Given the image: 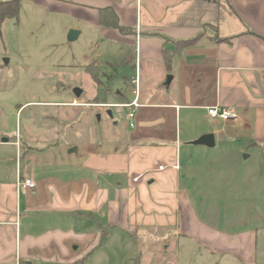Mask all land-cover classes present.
Instances as JSON below:
<instances>
[{"label":"crops","instance_id":"1","mask_svg":"<svg viewBox=\"0 0 264 264\" xmlns=\"http://www.w3.org/2000/svg\"><path fill=\"white\" fill-rule=\"evenodd\" d=\"M11 18L91 34L102 64L79 66L80 96L0 90V264H264V0H20ZM102 108L125 135L95 128ZM230 163L233 232L210 199Z\"/></svg>","mask_w":264,"mask_h":264},{"label":"rangeland","instance_id":"2","mask_svg":"<svg viewBox=\"0 0 264 264\" xmlns=\"http://www.w3.org/2000/svg\"><path fill=\"white\" fill-rule=\"evenodd\" d=\"M29 21L23 19L22 24L17 25L12 18H9L2 25L0 33V90L9 92L19 102L27 99L29 94L42 90L51 92L53 87L61 84L67 88L70 95H73L74 88L80 87V83H83L87 89H91L92 78L87 73L78 72V69L82 64L88 63L92 64L89 66L90 69L97 70L99 69L98 64H102V62H98L97 58H93L94 50H96V45L91 42L93 36L90 34L70 38L69 32L61 30L57 31V34H53L54 31L47 27L46 20L34 29L30 27ZM87 56L89 61L83 62ZM6 59L9 60L7 63ZM102 97V99H106L105 96ZM33 109L27 108L22 114V120ZM88 109L92 108L88 107ZM99 112L102 115V122L95 128L99 131L104 129L106 138H115L113 132L117 133L119 128V135L126 134V129L123 128L124 122L121 123L122 128L107 127L110 117L106 113V109L102 108ZM114 116L116 118L118 116L117 109H114ZM95 118L99 119L97 115ZM193 129L194 127L188 128L187 126L185 131L190 134L194 133ZM228 165L230 169H225L222 173L223 183L228 184L227 188L223 189L224 191L219 188L218 190L221 191L213 193L210 199L211 203H214L212 205L213 214L217 215L219 212L220 225L227 231L233 232L237 226L236 216L240 218L243 209L236 208V181L233 179L235 171H231L233 174L229 172L235 169L233 168L234 164ZM215 171L218 172L219 169H215ZM218 200L221 205L220 209L215 205ZM227 224L228 226H226ZM259 241V247L264 251V232L261 233ZM263 262L264 260L261 261V263ZM221 264L239 263L228 257Z\"/></svg>","mask_w":264,"mask_h":264},{"label":"built area","instance_id":"3","mask_svg":"<svg viewBox=\"0 0 264 264\" xmlns=\"http://www.w3.org/2000/svg\"><path fill=\"white\" fill-rule=\"evenodd\" d=\"M133 82L135 84L139 83L138 73H137L136 77L133 79ZM133 105L137 106V100H135L129 104H122V106H126V107L133 106ZM207 114L212 119H221V120H225V121L234 119L236 117V114L233 113L232 111L221 108L220 106H217V105L208 106L207 107ZM132 116H133V112H130V117H132ZM134 126H135V124L133 122H131V127H134ZM175 167L178 168V165L176 164ZM159 168L163 169L164 166L160 165ZM138 179H139L138 177L135 178L136 181ZM17 185L23 189H34V188H36V182L32 178H29V177L20 178L17 182Z\"/></svg>","mask_w":264,"mask_h":264},{"label":"trees","instance_id":"4","mask_svg":"<svg viewBox=\"0 0 264 264\" xmlns=\"http://www.w3.org/2000/svg\"><path fill=\"white\" fill-rule=\"evenodd\" d=\"M19 3L20 0H8V1L0 2V33H1L2 24L5 21V19L18 16ZM102 21L107 25H111L115 23L114 25L118 26L116 18L113 21L112 19H110L109 14L105 15V18H103ZM99 100H100L99 98H96L94 99V102H98Z\"/></svg>","mask_w":264,"mask_h":264},{"label":"water","instance_id":"5","mask_svg":"<svg viewBox=\"0 0 264 264\" xmlns=\"http://www.w3.org/2000/svg\"><path fill=\"white\" fill-rule=\"evenodd\" d=\"M77 35H78L77 30H74V29L70 30V32H69L70 38H75V37H77ZM8 61L9 60L6 59V63ZM171 79H172V76L171 75L168 76V78H167L168 84L171 82ZM74 93L76 96H80L82 93L81 88H79V87L74 88ZM108 114L111 116L112 115L111 111H109ZM193 143L197 144V145L214 146L215 145V136L213 133L205 134V135L201 136L200 138H198L197 140H195Z\"/></svg>","mask_w":264,"mask_h":264}]
</instances>
